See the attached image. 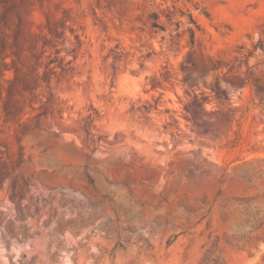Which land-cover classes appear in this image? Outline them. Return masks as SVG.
I'll return each instance as SVG.
<instances>
[{
	"label": "rangeland",
	"instance_id": "1",
	"mask_svg": "<svg viewBox=\"0 0 264 264\" xmlns=\"http://www.w3.org/2000/svg\"><path fill=\"white\" fill-rule=\"evenodd\" d=\"M0 264H264V0H0Z\"/></svg>",
	"mask_w": 264,
	"mask_h": 264
},
{
	"label": "trees",
	"instance_id": "2",
	"mask_svg": "<svg viewBox=\"0 0 264 264\" xmlns=\"http://www.w3.org/2000/svg\"><path fill=\"white\" fill-rule=\"evenodd\" d=\"M185 1L189 2V3L193 2V0H185ZM153 18H156V17H153ZM187 23H188V27H187L186 31L189 33L190 43H193V41H194V30H193V28L190 25H194L195 27H197V25H196V23H195V21H194V19L192 18L191 15H189Z\"/></svg>",
	"mask_w": 264,
	"mask_h": 264
}]
</instances>
